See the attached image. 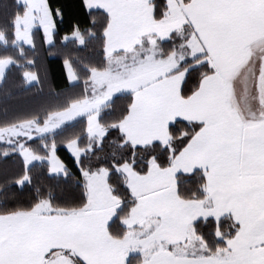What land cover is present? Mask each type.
Returning a JSON list of instances; mask_svg holds the SVG:
<instances>
[{
	"label": "snow or ice",
	"instance_id": "obj_1",
	"mask_svg": "<svg viewBox=\"0 0 264 264\" xmlns=\"http://www.w3.org/2000/svg\"><path fill=\"white\" fill-rule=\"evenodd\" d=\"M78 7L61 41L96 53L64 54L82 88L0 124V187L32 184L34 161L52 181L0 200V264H264V0ZM64 16L0 2V83L41 84L25 46Z\"/></svg>",
	"mask_w": 264,
	"mask_h": 264
},
{
	"label": "trees",
	"instance_id": "obj_2",
	"mask_svg": "<svg viewBox=\"0 0 264 264\" xmlns=\"http://www.w3.org/2000/svg\"><path fill=\"white\" fill-rule=\"evenodd\" d=\"M7 2L12 3V0H7ZM48 3L53 10L58 6L63 7L65 10L63 22L60 23L59 18H57L55 44L49 47L44 43L41 30H34L35 49L25 47L27 55L35 58L36 67L41 72V84L24 86L19 82V77L16 74H10L8 79L0 83V124L41 113L49 107L62 103L64 96L67 94L66 89L76 91L82 88L81 82V84L69 89V82L66 80L65 67L63 65L65 53L76 56H96V53L90 48H78L72 43H62L61 41V37L67 31L70 23L74 19H83L84 12L78 7L80 0H48ZM119 102L118 99L116 103ZM74 127L78 128L79 123ZM71 130L73 129H68L67 131ZM32 143L36 144L38 141L33 139ZM58 155L68 163L70 168L74 169L73 161L63 145H58ZM13 159L12 156H9L7 161L0 159V167L7 163L11 168ZM31 171L33 177L32 184L25 185L22 189L17 188L15 185L0 187V200L7 203H13L18 200L24 201L35 194V186H39L44 191L46 190V186L52 183L47 173L46 164H33ZM2 181L3 176L0 173V183ZM61 184L67 193H72L71 177L67 181L62 180Z\"/></svg>",
	"mask_w": 264,
	"mask_h": 264
},
{
	"label": "rangeland",
	"instance_id": "obj_3",
	"mask_svg": "<svg viewBox=\"0 0 264 264\" xmlns=\"http://www.w3.org/2000/svg\"><path fill=\"white\" fill-rule=\"evenodd\" d=\"M34 30H41V32H42V29H37L36 26H34ZM42 35H43V33H42ZM25 47H28V46H25ZM33 164H41V163L39 161H34Z\"/></svg>",
	"mask_w": 264,
	"mask_h": 264
}]
</instances>
